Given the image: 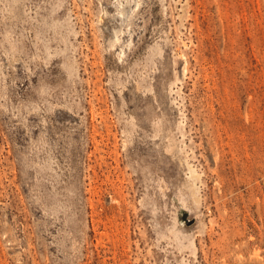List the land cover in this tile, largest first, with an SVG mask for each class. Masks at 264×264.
I'll return each mask as SVG.
<instances>
[{"label":"rangeland","instance_id":"1","mask_svg":"<svg viewBox=\"0 0 264 264\" xmlns=\"http://www.w3.org/2000/svg\"><path fill=\"white\" fill-rule=\"evenodd\" d=\"M0 264H264V0H0Z\"/></svg>","mask_w":264,"mask_h":264}]
</instances>
